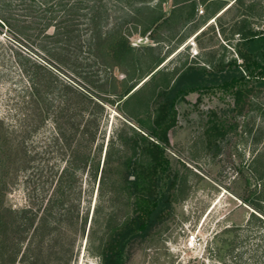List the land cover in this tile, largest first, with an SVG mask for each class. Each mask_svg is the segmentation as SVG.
Wrapping results in <instances>:
<instances>
[{"label":"rangeland","instance_id":"rangeland-1","mask_svg":"<svg viewBox=\"0 0 264 264\" xmlns=\"http://www.w3.org/2000/svg\"><path fill=\"white\" fill-rule=\"evenodd\" d=\"M105 2L109 15L104 30L123 22L121 30L129 35L133 56L139 60L137 67L151 64L159 72L142 86L141 95L129 100L124 97L119 104L117 94L133 73L122 57L109 59L104 51H98L95 58L87 47L78 54L72 44L69 52L57 49L61 52L56 50L49 58L40 48L42 57L54 63L51 67L58 77L86 98L73 90L67 92L70 112L77 116L72 122H80L78 128L60 118L56 121L58 107L49 121L37 122L38 129L28 139L37 152L35 173L40 174L35 191V186L26 184V173L10 169L9 184L0 197L4 209L0 264H105L104 246L133 213L134 198L129 192L133 177L128 175V165L131 161L149 163L141 148L146 144L142 136L148 137L152 125L156 92L190 65L210 70L232 58L241 63L236 53L240 34L264 28V0H149L145 4L130 0L127 6L124 1L120 5L113 0ZM130 10L135 12L132 19L126 15ZM159 13L163 19L150 25ZM149 25L152 34L143 35ZM2 30L0 114L13 132L19 128L13 100L21 92V83L15 79L12 44L4 34L6 28ZM108 63L121 66L108 69ZM262 72L263 67L258 66L245 73L256 90L241 115L233 110L231 86L190 91L176 103L179 121L170 131L168 148L170 165L178 173L172 211L147 236L128 245L122 264H264ZM51 96L55 104L61 99L59 91ZM211 111L217 113L226 135L209 148L206 130ZM95 119L98 124L90 122ZM87 127L95 131L90 140L94 158L83 167L90 137L85 133ZM62 129L68 139L73 137L70 147L60 139L63 147L59 150L55 140ZM75 154L74 163L79 167L65 184L67 199L62 206L68 214L57 220L60 209L54 199L62 195L54 173ZM192 235L196 242L189 248Z\"/></svg>","mask_w":264,"mask_h":264},{"label":"trees","instance_id":"trees-1","mask_svg":"<svg viewBox=\"0 0 264 264\" xmlns=\"http://www.w3.org/2000/svg\"><path fill=\"white\" fill-rule=\"evenodd\" d=\"M113 1H116L115 5H120V1L125 2L123 6L130 4V0ZM147 1L149 0H139L142 4ZM231 6H228L227 9ZM134 13V10H130L126 12V15L132 19ZM108 15L109 7L105 0H0V33H3L2 29L6 28L4 34L8 36L12 44L9 48L14 51L12 59L15 65L13 68L17 69L15 79L21 83L19 86L21 92L17 95L18 100L17 98L13 100L15 103L13 116L15 121H18L19 128L10 132V129L6 128V117L0 114L1 198L9 184L6 178L12 167L26 173V184L37 185L40 175L35 173L34 164L37 152L34 146L29 144L28 139L38 129V121H49L52 110L58 107L59 110L56 111L57 115H55L56 121L58 118L63 119V121L72 124L73 128L80 123L72 122L76 120L75 117L77 116L70 112L72 107L67 92L73 90L85 98L86 95L79 92L69 82L62 81L51 67H55L54 63L49 61L50 59L42 57L43 52H46L50 58L54 56L57 49L69 52L70 45L75 44L74 47L78 54L82 52L84 47H87L88 53L94 54L95 58L99 56L98 51H104V56L109 59L122 57L133 73L130 79L125 81L127 83L125 89L117 94L118 102L124 97L127 100L137 98L143 92L140 91L142 86L151 78H155L159 72V69L156 70L151 64L146 67H137L139 60L137 61L133 56L134 47L130 42L129 35L121 30V23L123 22L104 30L105 24L108 22L106 20ZM163 17L164 15L159 13L153 16L149 24L157 25ZM150 25L145 26L142 30L143 35L151 31ZM151 34L152 32L149 35ZM240 36L236 53L241 58V63L232 58L227 62H219L216 68L210 70L205 67L190 65L182 72H178L175 78L167 81L156 92L153 100L155 115L152 119V125L150 130L146 132L148 137L142 136L146 140V144L141 148L149 157V163L131 161L128 165V175L133 177L129 189L134 198L133 213L113 234L111 241L104 246L105 264H122L128 245L138 237L147 236L151 229L163 222L172 211L178 173L170 165L168 148L171 144L170 131L178 125L179 121L176 103L184 100V96L190 91L231 86L233 110L241 115L251 103V97L256 90V86L249 83L245 73H251L255 67H263V79L259 84L264 85V28L259 30L248 29ZM40 48L43 50L42 53ZM61 51L57 50V53ZM37 56L44 60L38 59ZM108 64V69L116 65L114 63ZM116 66L121 65L118 63ZM125 73L127 75V72ZM14 86L16 87L15 83ZM56 91L61 94L59 96L61 99L55 104L51 95ZM91 100L96 105H100L93 99ZM90 122L98 124L96 119ZM208 122L210 125L206 130L207 144L209 148H212L219 139L225 137L226 130L215 111L210 112ZM77 128L76 132L79 131ZM85 133L90 137L85 145L86 155H84L83 167L93 163L94 158L91 154L90 140L95 138V131H89L87 127ZM57 134L60 138L56 137L55 141H57L59 150H62L63 147L59 144L62 138L70 147L69 140L73 135L68 139L66 130L63 129L57 131ZM57 134L55 133V135ZM68 150L75 152L71 148ZM77 158L78 155L75 154L72 161L68 160L65 166L60 165L54 173L57 178V191L62 195L54 199V205L60 209L55 216L57 220H62V217L68 214L62 210L67 199L64 198L65 184L74 177V170L79 167L77 162L76 165L74 163ZM106 160L105 158V162ZM95 165V177H97L99 163ZM32 189L35 191L36 186ZM245 202L248 203L247 200ZM256 209L260 210L257 207ZM50 214L52 215L53 212ZM3 216L4 209L0 206V220ZM54 228L57 229L56 226Z\"/></svg>","mask_w":264,"mask_h":264},{"label":"built area","instance_id":"built-area-1","mask_svg":"<svg viewBox=\"0 0 264 264\" xmlns=\"http://www.w3.org/2000/svg\"><path fill=\"white\" fill-rule=\"evenodd\" d=\"M195 242H196V237L194 236V235H192L191 237H190V240H189V248H193V246H194V244H195Z\"/></svg>","mask_w":264,"mask_h":264},{"label":"crops","instance_id":"crops-1","mask_svg":"<svg viewBox=\"0 0 264 264\" xmlns=\"http://www.w3.org/2000/svg\"><path fill=\"white\" fill-rule=\"evenodd\" d=\"M227 5H228V4H227ZM227 5H226V6H227ZM226 6H225V7H226ZM225 7H224V8H225ZM224 8H221V10H219V12H217V13H220ZM214 17H215V16H214Z\"/></svg>","mask_w":264,"mask_h":264},{"label":"bare ground","instance_id":"bare-ground-1","mask_svg":"<svg viewBox=\"0 0 264 264\" xmlns=\"http://www.w3.org/2000/svg\"><path fill=\"white\" fill-rule=\"evenodd\" d=\"M224 11H225V10H224ZM224 11H223V12H224ZM195 38H196V37H194V39H195ZM194 39H193V40H194Z\"/></svg>","mask_w":264,"mask_h":264}]
</instances>
